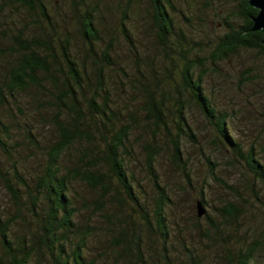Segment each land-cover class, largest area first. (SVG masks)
<instances>
[{
    "label": "trees",
    "instance_id": "1",
    "mask_svg": "<svg viewBox=\"0 0 264 264\" xmlns=\"http://www.w3.org/2000/svg\"><path fill=\"white\" fill-rule=\"evenodd\" d=\"M149 1L163 49L166 53L177 54L178 58L175 60L170 56L171 65L177 66L173 75L171 67L166 69L167 75L163 79L155 75L151 77L157 89L152 88L151 80L143 78V89L151 99L147 102L148 114L154 123L158 126L163 123L168 131L163 120L164 103L155 99L157 94L153 90L161 99L171 89L165 91L166 86L176 89L177 94L185 96V100L175 98L173 123L177 132L190 139L195 138L183 110L185 103L194 104L212 128L214 142L227 149L232 160L241 164L253 179L264 183V159L257 155L253 145L245 147L241 144L232 131L227 113L216 107L204 89L205 63L196 53L190 55L188 49L200 47V42L178 31L170 14V9L174 8L172 0H158V4L154 0ZM237 1L232 16L234 23L227 22L223 34L217 36L212 63L230 57L242 48L257 49L264 54L263 33L252 30L250 18L257 9L247 0ZM19 9L26 10L21 12L28 13L29 18L21 16L18 22H1L0 16V40L5 42L0 48V61L4 64L0 74V151L14 158L16 139L2 117L11 118L14 102L16 104L21 98L39 112L41 122L52 128V137L44 147L41 172L30 181L19 173L15 165L12 173L4 172L0 166V180L16 205L13 211L0 212V264H95V259L88 260L84 253L87 232L75 220L79 204L73 193L75 181H83L98 192L94 202L99 209L114 201L123 208L129 206L128 214H118L117 209L116 212H106L105 216L106 221L118 229L113 242L123 247L119 256L126 253L129 264H159L145 258L141 234L136 227L140 224L139 216L132 217L134 212L140 215L147 230L156 233L161 240L164 264H172L165 248L169 233L166 207L170 197L155 169L156 146H149L146 159L154 193L150 214L146 199L138 192L135 178L125 165L127 156L133 154L128 144L130 132L140 127L141 117L136 109H129L127 123L116 125L122 115L107 101L104 73V67L113 66L115 62L110 43L100 51L97 49V43L104 42V39L95 24V11L85 8L74 14L82 51L90 55L94 66L91 70L92 66L86 67L84 60L80 66L77 54L81 49L76 47L68 30L46 32L47 27L54 28L55 24L44 0H0V15L3 11ZM31 21L38 25L32 26ZM120 34L132 44L124 25ZM32 142L38 143L36 138ZM152 142L160 144L154 136ZM177 144L174 143L172 154L173 160L180 162L181 152ZM65 156L70 164L64 161ZM206 160L210 174L217 178L213 171L215 163L210 158ZM198 198L202 206L206 204L203 192ZM87 201L85 199V203ZM19 223L26 229L16 230ZM84 228L87 230L88 224ZM257 246L255 244V248ZM255 248L249 246L239 252L234 264H253Z\"/></svg>",
    "mask_w": 264,
    "mask_h": 264
},
{
    "label": "rangeland",
    "instance_id": "2",
    "mask_svg": "<svg viewBox=\"0 0 264 264\" xmlns=\"http://www.w3.org/2000/svg\"><path fill=\"white\" fill-rule=\"evenodd\" d=\"M172 2L174 8L170 9V14L178 31L200 42V47L188 49L190 55L196 53L205 63V91L216 107L227 113L232 131L241 144L245 147L253 145L257 155L264 159V54L257 49L242 48L230 57L212 63L217 36L223 34L227 22L234 23L232 16L238 1ZM44 3L55 24L54 28L47 27L46 32L68 30L76 47L81 49L77 54L80 66H83L84 60L86 67L92 66L91 70L94 66L90 55L82 51L74 14L85 8L95 11V24L104 39V42L101 40L97 43V49L100 51L106 43H110L115 62L113 66L104 67V73L107 101L112 109H118L122 115L116 125L127 123L129 109H136L141 117L140 127L130 132L128 144L133 154L127 156L125 165L135 178L138 192L146 199L145 205L150 214L154 193L146 159L149 146H156L155 169L170 197L166 207L169 233L165 248L172 264H234L239 252L249 246L255 248V244L259 246L254 249L253 264H264V183L253 179L241 164L232 160L227 149L214 142L212 128L194 104L185 103L183 110L195 138L190 139L177 132L173 123L175 98L185 100V96L177 94L176 89L166 86L165 91L171 89L161 99L158 92L153 90L157 94L155 99L164 103L163 120L168 131L163 123L159 126L154 123L155 120L147 112V102L151 99L143 89V78L151 80L152 88L157 89L151 77L155 75L163 79L167 75L166 69L171 67L173 75L177 66L171 65L170 56L175 60L178 58L177 54L166 53L157 37L150 1L44 0ZM21 11L26 10L3 11L1 22H18L21 16L28 19L29 14ZM30 24L38 25L32 21ZM123 25L130 34L132 44L121 37L120 28ZM4 44L0 40V48ZM3 70L4 64L0 61V74ZM13 111L11 118L4 115L2 118L16 139L14 158L0 151V166L4 172L12 173L15 165L19 173L29 180L41 172L45 159L44 147L52 137V128L41 122L39 112L22 98L16 104L14 102ZM153 136L160 144L152 142ZM29 138H36L38 143H33ZM176 142L181 152L180 162L173 160L172 150ZM66 156L64 161L69 163ZM206 158L215 163V179L210 174L212 172ZM73 191L79 203L75 220L87 232L84 253L88 260L94 258L95 264H129L126 253L119 256L123 250L121 244L113 242V235L118 233V229L105 218L106 212H116L117 209L118 214H128L129 206L123 208L114 201L102 209L97 208L94 201L98 192L83 181H75ZM200 192H203L206 204L202 206L204 213L198 216ZM85 199H88L86 203ZM15 207L0 180V212L13 211ZM131 214L132 217L139 216L140 224L136 227L141 234L145 258L164 264L161 240L156 233L147 230L140 215ZM19 224L15 226L16 230L26 229ZM85 224L89 226L88 231L84 228Z\"/></svg>",
    "mask_w": 264,
    "mask_h": 264
},
{
    "label": "water",
    "instance_id": "3",
    "mask_svg": "<svg viewBox=\"0 0 264 264\" xmlns=\"http://www.w3.org/2000/svg\"><path fill=\"white\" fill-rule=\"evenodd\" d=\"M158 4V0H154ZM248 4L257 9V13L250 18L253 21L252 30H258L263 33L261 43L264 45V0H247ZM204 213L201 203L198 201L197 215Z\"/></svg>",
    "mask_w": 264,
    "mask_h": 264
}]
</instances>
